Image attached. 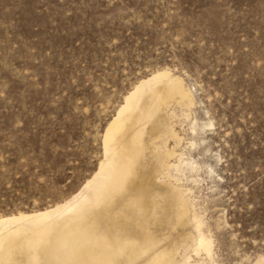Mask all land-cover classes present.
<instances>
[{
	"label": "rangeland",
	"instance_id": "obj_1",
	"mask_svg": "<svg viewBox=\"0 0 264 264\" xmlns=\"http://www.w3.org/2000/svg\"><path fill=\"white\" fill-rule=\"evenodd\" d=\"M110 2L140 11L0 0V220L89 202L107 129L166 72L193 99L166 107L177 138L159 141L189 205L176 258L264 264V0ZM198 222L211 257L195 252Z\"/></svg>",
	"mask_w": 264,
	"mask_h": 264
},
{
	"label": "bare ground",
	"instance_id": "obj_2",
	"mask_svg": "<svg viewBox=\"0 0 264 264\" xmlns=\"http://www.w3.org/2000/svg\"><path fill=\"white\" fill-rule=\"evenodd\" d=\"M173 101L193 104L178 77L161 72L137 86L107 129L106 159L84 186L91 200L1 219L0 264H186L176 254L188 235L169 239L188 226L189 205L170 181L175 151L159 144L177 138L162 118ZM200 227L195 252L211 257Z\"/></svg>",
	"mask_w": 264,
	"mask_h": 264
},
{
	"label": "snow or ice",
	"instance_id": "obj_3",
	"mask_svg": "<svg viewBox=\"0 0 264 264\" xmlns=\"http://www.w3.org/2000/svg\"><path fill=\"white\" fill-rule=\"evenodd\" d=\"M90 0H83V3H81V0H76L77 4H80L81 8L87 7ZM102 6L105 8H108L110 11L114 12L116 8H121L125 13L129 12L130 9H136V11H140L139 8L136 7L135 4H118L110 2V0H101ZM75 10V9H73ZM230 63L234 62V58L229 57ZM262 95H264V92H262Z\"/></svg>",
	"mask_w": 264,
	"mask_h": 264
}]
</instances>
